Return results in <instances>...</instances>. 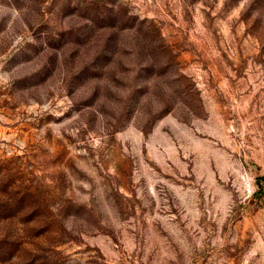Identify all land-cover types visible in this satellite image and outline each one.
I'll return each mask as SVG.
<instances>
[{"label": "rangeland", "instance_id": "rangeland-1", "mask_svg": "<svg viewBox=\"0 0 264 264\" xmlns=\"http://www.w3.org/2000/svg\"><path fill=\"white\" fill-rule=\"evenodd\" d=\"M0 264H264V0H0Z\"/></svg>", "mask_w": 264, "mask_h": 264}]
</instances>
